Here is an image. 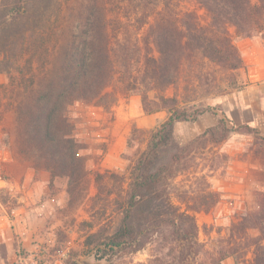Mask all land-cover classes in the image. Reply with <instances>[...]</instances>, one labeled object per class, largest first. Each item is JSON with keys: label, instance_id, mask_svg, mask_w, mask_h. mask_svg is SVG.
<instances>
[{"label": "trees", "instance_id": "trees-1", "mask_svg": "<svg viewBox=\"0 0 264 264\" xmlns=\"http://www.w3.org/2000/svg\"><path fill=\"white\" fill-rule=\"evenodd\" d=\"M184 0H2L0 6V107L12 111L16 127L0 138L14 146L36 171L67 181L68 206L87 198L91 228L84 247L111 261L156 243L159 264H196L204 254L197 214L220 201L208 187L200 193L178 185L192 170L200 140L224 141V119L187 145L175 125L214 111L209 100L242 89L237 72L245 68L238 39L264 40V0H195L206 11L202 22ZM174 89L169 95V89ZM120 95L137 96L147 114L165 112L143 148L134 127L122 154L131 163L128 177L115 172L91 176L85 149L68 116L77 103L94 104L111 114ZM205 100L207 102H205ZM253 135L264 187V137ZM96 192L90 197V186ZM257 208L243 215L224 239L219 264L253 248L254 264H264V190ZM118 215L115 222L113 213ZM257 230L256 238L248 231ZM66 264H80L75 258Z\"/></svg>", "mask_w": 264, "mask_h": 264}, {"label": "rangeland", "instance_id": "rangeland-1", "mask_svg": "<svg viewBox=\"0 0 264 264\" xmlns=\"http://www.w3.org/2000/svg\"><path fill=\"white\" fill-rule=\"evenodd\" d=\"M182 6L196 11L202 22L208 20L206 11L195 0H184ZM230 32L235 44L245 40L237 38L234 27H230ZM247 41L239 49L243 60L256 51L251 41L258 48L264 47V40L260 38ZM256 63L258 66L259 62ZM244 64L245 68L237 72L239 85H244L242 89H231L224 96L214 97L209 100L214 111L199 116L195 121L175 125V137L183 146L197 139L208 128L216 126L220 119H224L230 130L228 137L220 143L200 140L195 147L192 170L176 180L178 185L194 193L208 187L220 196L219 203L213 209L197 214L199 238L205 245V251L196 264L219 262L217 252L221 245H227L224 239L229 237L232 226L244 214L256 210L257 193L264 190L260 176L263 167L253 153L255 139L253 135L239 130V126L248 124L258 128L264 137V70H253L252 65L255 64L249 66L245 60ZM7 81L6 76L0 77V83ZM173 91L171 88L167 93L171 95ZM68 116L74 124L77 139L85 146L81 154L86 158L91 176L96 172H115L126 177L131 163L125 161L122 154L132 129L137 127L142 131L144 148L157 123L167 118L165 112L145 113L140 98L130 95H120L111 114L94 104L77 103L70 107ZM15 127L14 113L0 107V135L8 132L14 140ZM0 145H4L1 138ZM7 148L12 152L11 146ZM44 172L39 171L40 177L37 178L47 177ZM17 174L21 173L16 167L0 170V178L11 184H14L13 178ZM50 182L47 180L39 186V199L29 200L36 211L26 216L24 221L18 212L28 206V202L21 198L25 196L23 190L0 186V264H66L74 258L87 259L91 264H159L156 260L159 255L156 243L136 254L111 261L98 259L94 253L88 252L84 239L91 228L85 222H99L91 217L90 200L87 198L71 208L68 206L67 181L58 178L52 185ZM95 192L92 177L90 197ZM112 218L116 222L118 215L114 212ZM35 228L38 231L41 229L37 240L30 235ZM258 235L255 229L248 231V237L256 238ZM253 251V248L240 250L238 256L228 257L219 264H254Z\"/></svg>", "mask_w": 264, "mask_h": 264}, {"label": "crops", "instance_id": "crops-1", "mask_svg": "<svg viewBox=\"0 0 264 264\" xmlns=\"http://www.w3.org/2000/svg\"><path fill=\"white\" fill-rule=\"evenodd\" d=\"M248 40V39H247ZM246 39L237 42V47H239V49L241 50L243 48V46H245V44L248 43ZM253 45H255L253 47V49H255L256 51L253 52L252 56H248L247 58L245 57V62L246 64H249V66H251V64H255L252 65V69L253 70H264V47H259L255 44L254 41H251ZM245 52V50H243ZM252 59V61L250 62L249 59ZM257 60V61H256ZM256 62H259L258 66ZM3 135H1V137H3ZM13 148L12 152H10L8 150V148L4 145H0V170L1 168H8V169H12L13 167H16L17 170L20 171L21 174H17L14 176L13 181L14 184H11V182L7 181V180H2L0 181V186H10L11 188L14 187H19V189H22L25 196H22L21 198L25 200V202H28L27 205L30 206V201H33L35 199H39L40 195H39V186L43 185V183L47 180H51L50 174L48 172H44L47 177H44L43 179H38L37 177H40V175L38 174V172H36L31 164L24 160L22 157L19 156L16 147L14 146V144L11 146ZM25 174V177H24ZM24 177V178H23ZM58 179V178H57ZM55 198H53L54 200ZM28 206H24L23 208H21L18 212L19 214L22 215L23 221L25 220V217L29 216L31 213H34V210L32 206L28 207ZM36 211V210H35ZM40 214V213H39ZM41 233V229L38 231L36 228L34 230H32L30 232V235H34L35 239H39ZM10 244H8L9 247Z\"/></svg>", "mask_w": 264, "mask_h": 264}, {"label": "water", "instance_id": "water-1", "mask_svg": "<svg viewBox=\"0 0 264 264\" xmlns=\"http://www.w3.org/2000/svg\"><path fill=\"white\" fill-rule=\"evenodd\" d=\"M80 264H91L87 259H78L77 260Z\"/></svg>", "mask_w": 264, "mask_h": 264}]
</instances>
